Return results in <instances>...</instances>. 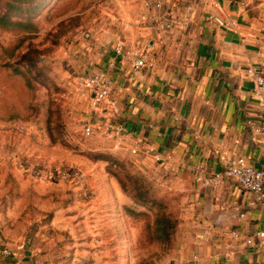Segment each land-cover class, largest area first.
<instances>
[{
    "label": "rangeland",
    "instance_id": "374dc122",
    "mask_svg": "<svg viewBox=\"0 0 264 264\" xmlns=\"http://www.w3.org/2000/svg\"><path fill=\"white\" fill-rule=\"evenodd\" d=\"M139 1L0 0V222L7 243H39L30 264H183L187 191L99 147L104 121L85 131L89 47L105 54Z\"/></svg>",
    "mask_w": 264,
    "mask_h": 264
},
{
    "label": "crops",
    "instance_id": "0c3cea01",
    "mask_svg": "<svg viewBox=\"0 0 264 264\" xmlns=\"http://www.w3.org/2000/svg\"><path fill=\"white\" fill-rule=\"evenodd\" d=\"M161 1L159 8L140 0L137 17L123 22L124 34L108 32L100 41L108 47L105 54L98 41L89 47L94 53L82 81L89 73L103 71L113 80V93L97 110L88 94L86 123L120 124L119 133L105 130L107 139L99 141V147L187 191L179 253L183 264H264V244L244 241L264 228V195L230 178L209 185L196 180L199 166L210 175L230 157L244 156L248 163L264 166V139L253 129L263 121L264 108L254 94L255 78L247 72L255 66L264 75V3ZM144 14L149 18L143 19ZM210 14L230 25L217 24ZM119 38L147 49L154 65L135 69L117 56L113 47ZM147 144L172 157L156 160L145 152ZM236 207L246 212L245 219H238ZM235 229L239 237L233 236ZM38 244L36 239L30 245L0 239V247L20 246L18 257L0 251V264H30V252Z\"/></svg>",
    "mask_w": 264,
    "mask_h": 264
},
{
    "label": "built area",
    "instance_id": "2783aa9c",
    "mask_svg": "<svg viewBox=\"0 0 264 264\" xmlns=\"http://www.w3.org/2000/svg\"><path fill=\"white\" fill-rule=\"evenodd\" d=\"M146 7L156 6L161 8L163 2L161 0H144ZM143 19H148L147 14L142 15ZM154 22L156 17H150ZM210 18L219 25H230L229 21L224 20L222 17L214 14H210ZM161 22V21H160ZM159 22V23H160ZM158 23V24H159ZM163 25V24H161ZM114 52L117 56L124 57L132 62L135 69H141L145 66H153L154 61L149 59L147 49L139 44L126 42L125 39L119 38L114 43ZM249 75L255 78L254 94L258 98L260 104L264 108V75L260 73L257 67L249 66L247 69ZM83 91L91 96V105L94 110L99 109L104 101H106L113 93V80L103 71L97 70L89 73L82 81ZM107 131L119 133L122 130L120 124L113 121H108L105 124ZM254 131L261 133L264 139V119L262 122L253 125ZM94 126L88 124L85 126L87 134H92ZM145 152L151 154L156 160L162 161L164 159H170L172 155L170 153H163L155 149L154 146L147 144L144 147ZM134 152L137 148L133 149ZM199 171L196 174V180L205 184L219 183L225 178L236 180L247 190L254 192L257 195H264V166L259 167L247 162L244 156L230 157L225 161V165L222 169L214 171L210 175H204L202 168L199 166ZM33 174L38 177H61L64 179L80 178L82 172L79 168H41L35 167ZM239 211L238 219L243 220L246 218V212L240 210V207H236ZM2 225L0 222V239H4L2 234ZM234 237L240 236L238 229L232 232ZM246 244H264V228H259L244 237ZM0 251L7 257H18L20 252V246L2 245ZM171 264V263H169Z\"/></svg>",
    "mask_w": 264,
    "mask_h": 264
},
{
    "label": "trees",
    "instance_id": "16d2710c",
    "mask_svg": "<svg viewBox=\"0 0 264 264\" xmlns=\"http://www.w3.org/2000/svg\"><path fill=\"white\" fill-rule=\"evenodd\" d=\"M113 157H114V156H113ZM114 158H115V157H114ZM106 159H108V161L110 162V159H109V158H106ZM116 160H117V159H116ZM115 162H116L117 164H118V163H121V164L124 165V163H123L122 161H118V160H117V161H115Z\"/></svg>",
    "mask_w": 264,
    "mask_h": 264
}]
</instances>
